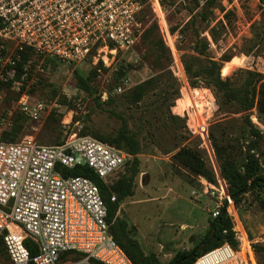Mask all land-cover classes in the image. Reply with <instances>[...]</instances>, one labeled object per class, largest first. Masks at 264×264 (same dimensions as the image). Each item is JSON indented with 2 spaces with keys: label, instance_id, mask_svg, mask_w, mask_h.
I'll return each mask as SVG.
<instances>
[{
  "label": "built area",
  "instance_id": "obj_1",
  "mask_svg": "<svg viewBox=\"0 0 264 264\" xmlns=\"http://www.w3.org/2000/svg\"><path fill=\"white\" fill-rule=\"evenodd\" d=\"M147 1L0 0L1 76L14 80L21 52L27 49L41 60L34 73H46L47 60L73 69L91 60L98 73L118 71L120 60L135 50L145 32L141 17ZM31 65L29 61L24 74ZM19 105L29 121L44 118L43 104L31 106L26 94ZM133 158L87 135L58 145L38 144L30 136L0 141V238L7 264H135L111 233L108 207L96 183L65 172L87 166L107 183ZM216 174L224 202L212 217H219L222 209L227 212L235 221L238 246L224 243L194 264H258L239 209L220 170ZM111 201L117 202L116 195ZM29 239L37 241L34 256L26 247Z\"/></svg>",
  "mask_w": 264,
  "mask_h": 264
},
{
  "label": "rangeland",
  "instance_id": "obj_2",
  "mask_svg": "<svg viewBox=\"0 0 264 264\" xmlns=\"http://www.w3.org/2000/svg\"><path fill=\"white\" fill-rule=\"evenodd\" d=\"M176 1L175 6L169 4L163 6L161 0L147 1L141 21L144 23L145 31L153 23L159 26L160 36L173 59L172 67L176 78L182 86V98L176 102V108H173L172 112L186 116V126L193 134L192 140L200 144L204 151L207 149L209 157L206 154V158L217 173L220 169L208 136L210 126L216 122L226 124L230 121H235L239 126L243 123V115L218 113L213 94L202 92L205 88L196 90L200 102L203 104L207 102L205 108L197 100L195 89L190 87L181 61L182 56L192 55L189 50L193 46V37L187 35L185 40H181L178 33L171 32L172 27H184L190 22L192 19L190 10L195 2ZM228 12L234 15L233 24L226 30L221 29V40L217 44L213 42L208 31L203 34L211 45L210 56L214 60H219L225 53L233 56L230 62L223 64L221 74L223 77V69L229 67L230 75L224 78H233L237 85L244 83L246 70L258 72L264 78V4L261 0H218L209 20L211 27L220 29L223 24L226 25L225 14ZM182 45L187 51L179 50ZM148 49L142 36L135 50L118 63L119 66L131 64L134 69L122 76L112 91L109 89L115 72L108 70L98 73L93 83L98 88V96L101 97L102 103L108 100L110 94L117 99H123L130 89L157 72L158 69L156 70L151 63L152 58L145 59ZM76 66L73 69L67 64L53 61L44 74L32 72L29 76L23 74L20 79H16V76L14 80L1 76L0 73V141L5 132L11 131L16 113L25 115L19 105L24 94L29 97L31 106L36 103L43 104L44 118L40 122H31L25 115L27 122L20 140L30 136L38 144L56 145L59 141L76 136L87 135L97 139L95 134L102 136L114 134L120 126L117 118L106 111L107 107H98L94 99L77 87L78 76H88L89 69L93 67L91 62ZM75 70L79 74H76ZM10 82L11 87L1 86V83ZM23 87L25 89L22 92ZM20 92H22L20 98L15 100ZM65 101L72 104L73 110L67 108ZM150 101L147 100L146 103ZM249 115L252 123L264 133V119L258 118L257 109L255 108ZM153 122H155L153 127H146L141 134L143 146L142 154L139 156L141 173L135 179L134 195L123 202L118 216L129 223L131 235L139 241L146 254H156L162 264H169L178 253L193 250L205 238L213 219V212L219 210L217 206L224 201L221 199L219 183L218 186L214 185L216 189H211L208 185L210 183L204 178L194 179L196 184H191L186 171H183L182 175L177 173L172 165V155L163 154L161 148L157 147L158 142L164 145L171 144V135L162 131L156 121ZM83 131L87 134L82 135ZM261 150L264 153V139ZM133 160L118 176L108 179L107 184L112 185L125 174ZM224 205L225 203L222 208ZM239 212L253 249L254 246H264V209L259 197L246 195ZM233 223L234 227L235 221ZM239 229L242 231V228ZM244 243L247 244L246 238ZM256 259L258 262L257 255ZM0 264H7L4 256H0Z\"/></svg>",
  "mask_w": 264,
  "mask_h": 264
},
{
  "label": "trees",
  "instance_id": "obj_3",
  "mask_svg": "<svg viewBox=\"0 0 264 264\" xmlns=\"http://www.w3.org/2000/svg\"><path fill=\"white\" fill-rule=\"evenodd\" d=\"M194 2L195 5L190 10L192 15L190 22L184 27L171 28V32L173 34L178 33L181 40H185L187 35L193 37V46L189 50L192 55L182 56L181 58L185 74L190 87L195 89L197 100L204 108L207 102L205 104L200 102L199 93L196 92L199 88H205L202 92L209 95L213 94L218 113L243 115V123L239 126L235 124V121L226 124L214 123L210 126L208 136L220 173L236 207L239 209L246 195L250 194L259 197L261 206L264 209V153L261 150L264 133L252 123L249 115L256 108L258 118L264 119V78L262 74L251 70L244 71L245 80L242 85H237L233 78L222 77L223 64L230 62L233 56L225 53L219 60L212 59L210 56V42L203 34L208 31L213 42L217 44L221 40V29L226 30L227 27H231L234 15L230 12L226 13V25L223 24L220 29L211 27L209 20H211L213 8L217 6L218 0H194ZM261 2L264 4V0H261ZM161 4L163 6L168 4L175 6L177 1L161 0ZM145 19L144 17V21ZM203 23H206V25L204 26ZM143 42L149 48L145 59L152 58L151 63L158 70L147 80L130 89L123 99H117L110 94L106 102H101V97L98 96V88L93 83L98 75V68L92 67L89 69L87 77L79 75L77 78L78 89L94 99L98 107H107L106 111L120 122L118 130L114 134L109 136L95 134L94 136L104 143L133 155L134 160L131 167L112 185L102 181L87 166H80L65 172L73 176L88 177L96 183L108 207V223L110 224L111 233L135 264H162L156 254L148 255L143 251L139 241L131 235L129 223L118 216L123 202L134 195L135 179L141 173L139 156L143 150L142 131L146 127H153L155 123L153 121H156L162 131L171 135V144L164 145L158 142L157 147L161 148L163 154L172 155L171 160L174 169L179 175L186 171L191 184H196L194 179L204 178L210 184L218 186V179L213 166L206 158V154L208 156L207 149L205 148L204 151L200 144H196L192 140L193 134L189 132L186 126V116L183 117L177 112L176 114L172 112V109L176 108V102L182 98V86L176 78L172 67L173 59L169 48L160 36L158 24H151L144 32ZM1 45L2 42L0 41ZM179 50L187 51V48L182 45ZM21 57V61L17 65L18 74L16 79H20L25 73L24 69L29 61H32V65L28 67V76L41 61L29 49L21 52ZM52 62L47 60L45 66L52 64ZM88 62L90 63L91 60ZM99 67H103L102 62ZM132 69L134 67L131 64L120 65L119 70L114 73V80L109 90H114L121 77L128 74ZM75 73L79 74L78 71H75ZM11 83H1V86L11 87ZM24 89L23 87L22 92ZM22 92L17 94L15 100L20 98ZM147 100L151 101L146 103ZM64 103L68 109L73 110L70 102L65 101ZM125 108L131 112H128ZM138 113H140L139 116ZM53 115L50 117L51 119ZM204 119L207 121L206 118ZM76 121H78L77 118ZM26 122L27 117L17 112L11 131L5 132L1 140L4 142L19 141ZM237 133L240 134L236 136ZM86 134L85 131L82 132V135ZM63 142L65 140L59 141L58 144ZM113 194L117 195V202L115 203L111 201ZM233 225L234 223L227 212H223L222 209L220 216L211 220L205 238L193 250L178 253L169 264H178V262H181L180 264H194L198 257L227 242L233 246H238L232 231ZM214 229L215 234L209 245L189 258L197 248L208 241ZM224 231H228L227 234ZM37 246V241L33 239L26 242V247L31 251L32 256L36 255ZM254 251L258 256V264H264V246H254ZM0 256L6 257L3 238H0Z\"/></svg>",
  "mask_w": 264,
  "mask_h": 264
},
{
  "label": "water",
  "instance_id": "obj_4",
  "mask_svg": "<svg viewBox=\"0 0 264 264\" xmlns=\"http://www.w3.org/2000/svg\"><path fill=\"white\" fill-rule=\"evenodd\" d=\"M214 234H215V229L211 232V235H210L208 241H207L205 244H203L202 246H200L199 248H197V250H196L195 252H193V253L189 256V258H191L196 252H198V251H202L203 249H205V248L209 245V243L211 242V240L213 239ZM180 263H181V262H178V264H180Z\"/></svg>",
  "mask_w": 264,
  "mask_h": 264
},
{
  "label": "bare ground",
  "instance_id": "obj_5",
  "mask_svg": "<svg viewBox=\"0 0 264 264\" xmlns=\"http://www.w3.org/2000/svg\"><path fill=\"white\" fill-rule=\"evenodd\" d=\"M222 72H223V77H227V76L230 75V68L226 66V67L223 69Z\"/></svg>",
  "mask_w": 264,
  "mask_h": 264
},
{
  "label": "crops",
  "instance_id": "obj_6",
  "mask_svg": "<svg viewBox=\"0 0 264 264\" xmlns=\"http://www.w3.org/2000/svg\"><path fill=\"white\" fill-rule=\"evenodd\" d=\"M123 206V205H122Z\"/></svg>",
  "mask_w": 264,
  "mask_h": 264
}]
</instances>
